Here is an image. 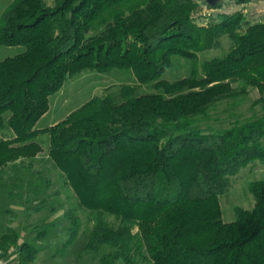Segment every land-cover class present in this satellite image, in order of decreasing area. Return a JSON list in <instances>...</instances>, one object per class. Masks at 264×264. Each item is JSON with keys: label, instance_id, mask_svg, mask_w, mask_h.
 <instances>
[{"label": "trees", "instance_id": "1", "mask_svg": "<svg viewBox=\"0 0 264 264\" xmlns=\"http://www.w3.org/2000/svg\"><path fill=\"white\" fill-rule=\"evenodd\" d=\"M195 7L193 0H14L1 18L0 46L25 50L0 60V133L13 135L0 139V170L35 158L38 139L49 134V156L80 206L100 217L85 246L100 264H264V181L250 184L255 206L237 208L235 221L224 222L220 205L232 177L264 163V22L244 29L236 14L202 26ZM225 35L230 51L200 66L199 54ZM174 57L193 62L190 77L164 79ZM113 70L131 71L156 92L124 86L121 102L96 97L37 128L68 79ZM248 87L261 94L262 117L220 131L198 126ZM65 217L71 245L81 224L73 212ZM17 242L1 238L3 257ZM38 254L23 244L19 264Z\"/></svg>", "mask_w": 264, "mask_h": 264}, {"label": "rangeland", "instance_id": "2", "mask_svg": "<svg viewBox=\"0 0 264 264\" xmlns=\"http://www.w3.org/2000/svg\"><path fill=\"white\" fill-rule=\"evenodd\" d=\"M14 0H0V24L4 11ZM53 6L55 0H47ZM196 7L192 18L202 26L219 23L224 16L239 14L244 29L248 25L264 22V0H252L245 3L230 1L211 7L205 0H193ZM104 30L101 27L96 33ZM234 46L233 40L222 36L219 47L199 54V65L215 58L224 57ZM24 47L0 46V60L17 56ZM193 62L178 57L173 58L172 68L164 79L175 82L190 77ZM201 74V73H200ZM124 86L136 87L137 95L156 92L152 86H140L131 71L113 70L110 73L85 71L68 79L60 92L50 97V109L39 121L37 128L46 129L67 119L70 114L96 97L113 96L121 102V89ZM239 87L240 83H236ZM247 95L236 100H225L215 105L206 119L198 126L204 130L230 128L237 122L260 118L263 110L258 104L261 94L254 87L247 88ZM11 132L0 133V139L11 138ZM42 152L33 159H21L16 169L10 165L0 170V240L4 235L17 236V246L25 243L39 250L36 260L30 264H100L101 255L85 251L90 233L99 216L83 209L78 198L67 182L64 174L49 156L50 136L38 139ZM264 181V163L253 162L231 178V187L220 196L223 220L235 221L237 208L252 210L255 198L249 186L253 182ZM73 212L79 218L81 229L71 245L69 241L70 223L65 217ZM103 219L110 226H118L119 221L110 215ZM139 264H149L138 258Z\"/></svg>", "mask_w": 264, "mask_h": 264}, {"label": "crops", "instance_id": "3", "mask_svg": "<svg viewBox=\"0 0 264 264\" xmlns=\"http://www.w3.org/2000/svg\"><path fill=\"white\" fill-rule=\"evenodd\" d=\"M38 129H41V128H38ZM21 247L22 245H19L18 247L17 244H15L9 251V255L7 258L3 257V254L1 252H0V258L4 259L6 264H19V256L21 252Z\"/></svg>", "mask_w": 264, "mask_h": 264}, {"label": "water", "instance_id": "4", "mask_svg": "<svg viewBox=\"0 0 264 264\" xmlns=\"http://www.w3.org/2000/svg\"><path fill=\"white\" fill-rule=\"evenodd\" d=\"M207 2V4L211 7H216L218 6L220 3H227V2H230V1H236V2H239V3H245V2H248V1H252V0H205ZM257 1H261V0H257Z\"/></svg>", "mask_w": 264, "mask_h": 264}, {"label": "built area", "instance_id": "5", "mask_svg": "<svg viewBox=\"0 0 264 264\" xmlns=\"http://www.w3.org/2000/svg\"><path fill=\"white\" fill-rule=\"evenodd\" d=\"M0 264H6L5 260L0 258Z\"/></svg>", "mask_w": 264, "mask_h": 264}]
</instances>
